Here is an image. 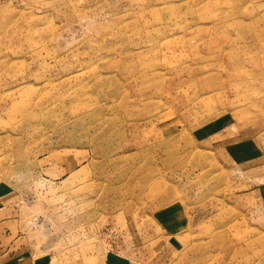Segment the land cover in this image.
<instances>
[{
  "label": "rangeland",
  "instance_id": "obj_1",
  "mask_svg": "<svg viewBox=\"0 0 264 264\" xmlns=\"http://www.w3.org/2000/svg\"><path fill=\"white\" fill-rule=\"evenodd\" d=\"M32 264H264V0H0V193Z\"/></svg>",
  "mask_w": 264,
  "mask_h": 264
},
{
  "label": "crops",
  "instance_id": "obj_2",
  "mask_svg": "<svg viewBox=\"0 0 264 264\" xmlns=\"http://www.w3.org/2000/svg\"><path fill=\"white\" fill-rule=\"evenodd\" d=\"M10 198L0 193V264H32V253L21 238L12 236L14 229Z\"/></svg>",
  "mask_w": 264,
  "mask_h": 264
}]
</instances>
